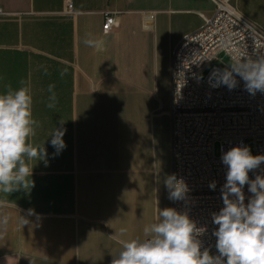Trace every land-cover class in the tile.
<instances>
[{
  "label": "crops",
  "instance_id": "0c3cea01",
  "mask_svg": "<svg viewBox=\"0 0 264 264\" xmlns=\"http://www.w3.org/2000/svg\"><path fill=\"white\" fill-rule=\"evenodd\" d=\"M213 11L211 0H0V93L30 87L32 142L47 150L31 188L0 191V264H111L118 240L172 207L171 56Z\"/></svg>",
  "mask_w": 264,
  "mask_h": 264
},
{
  "label": "clouds",
  "instance_id": "9594fccd",
  "mask_svg": "<svg viewBox=\"0 0 264 264\" xmlns=\"http://www.w3.org/2000/svg\"><path fill=\"white\" fill-rule=\"evenodd\" d=\"M83 43L97 51L105 46L103 38L91 34ZM260 48L264 45H255L256 59L247 56L225 69L217 84L232 89L238 75L250 95L264 93V54ZM20 83L18 89L8 86L0 93V191L5 193L31 188V162L47 156L44 145L38 147L32 142L39 122L33 117L31 89L24 81ZM53 89L54 85H49V108L55 107ZM64 134L61 127L50 135L56 154L66 147ZM221 160L227 168L226 182L221 186L223 207L212 214V222L218 226L212 233L218 255L210 254L198 238L206 233V227H197L186 211L166 207L159 209L156 222L143 228L142 237L118 240L120 249L111 264H264V175L249 178V172L264 164V154L253 155L249 147L237 145L224 152ZM164 184L173 201L185 199L189 191L183 178L175 174L167 176ZM245 185L252 194L247 203ZM209 187L215 190L216 182H210ZM125 232L120 229L121 236Z\"/></svg>",
  "mask_w": 264,
  "mask_h": 264
},
{
  "label": "built area",
  "instance_id": "2783aa9c",
  "mask_svg": "<svg viewBox=\"0 0 264 264\" xmlns=\"http://www.w3.org/2000/svg\"><path fill=\"white\" fill-rule=\"evenodd\" d=\"M211 1L212 15L183 36L171 56L172 168L189 189L185 199L172 200V208L186 211L197 227L207 228L198 238L210 254L218 255L212 234L218 226L212 214L223 207L221 186L227 168L221 157L237 145L249 147L253 155L264 154V93L250 95L238 75L232 89L217 84L223 72L213 63L221 54L230 61L229 69L247 56L256 59L255 45H264V34L236 12L231 0ZM114 27V14H105L102 32L108 34ZM259 51L264 54V48ZM257 174L264 175V164L249 172V178ZM212 181L215 190L209 187ZM243 191L247 203L252 194L247 185Z\"/></svg>",
  "mask_w": 264,
  "mask_h": 264
},
{
  "label": "rangeland",
  "instance_id": "374dc122",
  "mask_svg": "<svg viewBox=\"0 0 264 264\" xmlns=\"http://www.w3.org/2000/svg\"><path fill=\"white\" fill-rule=\"evenodd\" d=\"M231 6L240 13L243 19L264 34V0H231ZM213 65L223 72L229 69L231 63L224 54H221Z\"/></svg>",
  "mask_w": 264,
  "mask_h": 264
}]
</instances>
